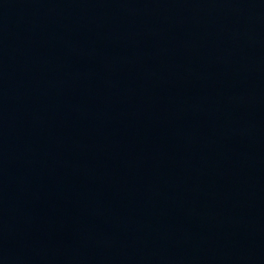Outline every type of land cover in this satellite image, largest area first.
<instances>
[{"label": "water", "instance_id": "1", "mask_svg": "<svg viewBox=\"0 0 264 264\" xmlns=\"http://www.w3.org/2000/svg\"><path fill=\"white\" fill-rule=\"evenodd\" d=\"M0 264H264V0H0Z\"/></svg>", "mask_w": 264, "mask_h": 264}]
</instances>
